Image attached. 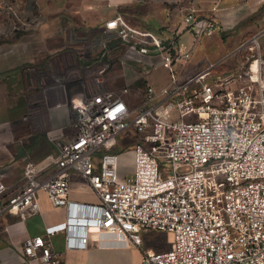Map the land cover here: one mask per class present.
Listing matches in <instances>:
<instances>
[{"label": "built area", "instance_id": "1", "mask_svg": "<svg viewBox=\"0 0 264 264\" xmlns=\"http://www.w3.org/2000/svg\"><path fill=\"white\" fill-rule=\"evenodd\" d=\"M179 24L195 36L211 35L214 25L192 10ZM180 29L160 38L129 26L119 12L96 27L75 29L80 67L63 63L52 77L42 71L39 78L45 98L74 85L86 90L78 101L62 100L69 104L71 135L60 141L61 133L47 132L57 150L45 164L56 171L41 177L39 164L25 162L23 185L0 211L32 215L41 191L50 205L67 210L66 220L46 227L44 235L63 230L68 248L89 241L139 248L142 233L158 231L169 235L167 249H141L140 264H264V57L257 54L225 74H211L210 64L178 81L172 66L188 58L176 49ZM128 49L159 58L169 88H107L104 72ZM131 90L137 104L128 99ZM126 129L135 141L119 153L117 136ZM121 156L130 157L132 167L118 180ZM72 173L97 203L66 199ZM5 192L0 178V197ZM22 254L27 262L61 264L41 236L25 238Z\"/></svg>", "mask_w": 264, "mask_h": 264}, {"label": "crops", "instance_id": "2", "mask_svg": "<svg viewBox=\"0 0 264 264\" xmlns=\"http://www.w3.org/2000/svg\"><path fill=\"white\" fill-rule=\"evenodd\" d=\"M189 10L198 18H212L211 35L195 36L180 29L181 17ZM116 12L129 26L153 31L160 38L180 29L176 49L187 52L188 58L172 66L178 81L210 64L240 63V56H233L236 51L254 37L264 39V0H0V178L6 185L0 206L23 185L25 162L39 164L41 177L56 171L53 164H45L57 150L56 138L50 139L47 132L61 133L59 140L66 141L71 135L70 108L62 100L75 102L86 94L74 85L63 92L50 90L43 97L39 90L42 71L52 77L63 63L77 70L82 60L73 48L75 29L82 32L96 27ZM117 56L103 74L107 88L127 85L143 89L149 85L155 92L169 88V71L156 56L139 55L132 49ZM97 65H91L90 71ZM235 69L224 67L213 72L225 74ZM128 99H134L131 93ZM35 197L38 211L25 218L10 210L0 211V264H39L36 260L27 262L22 254L23 240L34 236L49 243L61 264H140L141 249L163 251L155 250L161 243L146 232L141 234L139 248L94 241L85 248H68L63 230L44 235L46 227L66 220V208L50 205L41 191ZM66 199L77 205L98 201L74 173Z\"/></svg>", "mask_w": 264, "mask_h": 264}, {"label": "rangeland", "instance_id": "3", "mask_svg": "<svg viewBox=\"0 0 264 264\" xmlns=\"http://www.w3.org/2000/svg\"><path fill=\"white\" fill-rule=\"evenodd\" d=\"M264 39L256 40L254 39L247 42L244 46L239 48L233 56L239 55L240 56V63L236 61H227V62H217L210 67L211 74H215L213 70L215 69H222L224 67L231 68L236 67L239 68L241 66H246L253 58L258 54L260 57H264ZM220 67V68H219ZM73 90V89H70ZM133 96V101L135 104L139 102V99L131 92ZM135 141V137L133 131L131 129H126L122 133L117 136L118 148L117 151L122 153L124 150H129L132 148L133 142ZM100 153V150H97L95 154ZM132 163L130 157L121 156L118 168H117V177L118 180H122L130 171H131ZM181 171V169H179ZM152 239H156L158 242L161 243V247L155 250H165L167 249V240L169 239V235L164 232L158 231H147L146 234Z\"/></svg>", "mask_w": 264, "mask_h": 264}]
</instances>
